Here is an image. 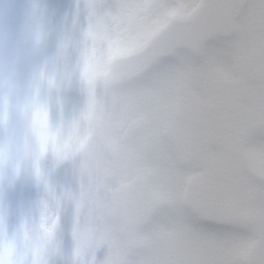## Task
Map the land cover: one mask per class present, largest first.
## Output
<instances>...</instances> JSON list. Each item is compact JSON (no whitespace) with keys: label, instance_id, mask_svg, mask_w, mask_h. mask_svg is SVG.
Returning <instances> with one entry per match:
<instances>
[{"label":"snow or ice","instance_id":"snow-or-ice-1","mask_svg":"<svg viewBox=\"0 0 264 264\" xmlns=\"http://www.w3.org/2000/svg\"><path fill=\"white\" fill-rule=\"evenodd\" d=\"M49 37L33 0L36 101L87 141L92 181L77 201L75 177L44 168L33 204L0 201L6 240L38 244L43 224L62 245L70 210V254L46 245L45 264H264V0H77L51 59Z\"/></svg>","mask_w":264,"mask_h":264},{"label":"clouds","instance_id":"clouds-1","mask_svg":"<svg viewBox=\"0 0 264 264\" xmlns=\"http://www.w3.org/2000/svg\"><path fill=\"white\" fill-rule=\"evenodd\" d=\"M56 48L49 54L55 56ZM36 57L25 52L23 34L10 44L8 37L0 38V114L3 115V130L0 131V201L4 200V192L13 183L26 177L37 185L42 170L46 167L55 179L58 172L56 165H49L50 157L65 162V173L75 177L77 201L87 195V187L92 176L86 163L87 157L84 139L77 140L69 133V119L50 126L46 113L36 101L38 75L35 72ZM59 94L69 96L77 94L76 88L65 83ZM14 168L16 169L14 171ZM64 204L67 206L72 197L62 192ZM41 232L46 237L38 244L23 230L21 235L9 242L6 233H0V259L5 264H45V246L56 254L61 248L59 241L51 238V229L41 224Z\"/></svg>","mask_w":264,"mask_h":264},{"label":"flooded vegetation","instance_id":"flooded-vegetation-1","mask_svg":"<svg viewBox=\"0 0 264 264\" xmlns=\"http://www.w3.org/2000/svg\"><path fill=\"white\" fill-rule=\"evenodd\" d=\"M33 0H0V38L8 37L10 42L23 34L26 23V13ZM46 12V24L50 32L47 51L50 54L55 48L56 38L65 31L73 28L74 17L77 9V0H36ZM24 181L26 177H21ZM21 179H17L14 184L18 185ZM12 185L11 187H15ZM21 186V184H19ZM21 187L22 191L28 189L31 193L40 191L36 185L33 189ZM14 193V191L12 192ZM20 211V210H19ZM11 226L14 223H10ZM97 260H102V255Z\"/></svg>","mask_w":264,"mask_h":264},{"label":"rangeland","instance_id":"rangeland-1","mask_svg":"<svg viewBox=\"0 0 264 264\" xmlns=\"http://www.w3.org/2000/svg\"><path fill=\"white\" fill-rule=\"evenodd\" d=\"M16 39L10 42V44H14ZM48 52L49 51H47V53ZM76 102H78L76 99L70 98V103H76ZM56 175H57L58 183H66L70 179V177L65 173L64 169H59ZM19 179H21L19 183L21 184V186L19 184L15 185L13 183L15 187H10L4 192L3 203L10 214L12 212L18 213L19 210L33 204L40 196V191H38L37 193H31L33 191L30 192L28 189H25L24 191H22L21 187L23 186L30 188V184H32L31 186L33 189H35L36 187L33 186L35 184L31 183L27 178L25 181L22 178H19ZM13 191L14 193H12ZM10 223H13V222H10ZM9 227L12 228L14 227V225L11 226V224H9ZM60 228H61L60 240L62 242L64 251L66 254H70V251L72 248V239H71L72 216H71L70 210L62 215L61 222H60ZM104 254H105V249L101 247L96 252V258L98 259V257L102 255V259H103Z\"/></svg>","mask_w":264,"mask_h":264}]
</instances>
